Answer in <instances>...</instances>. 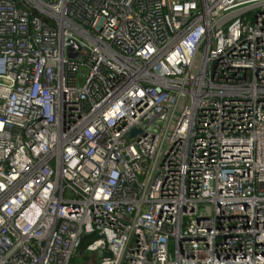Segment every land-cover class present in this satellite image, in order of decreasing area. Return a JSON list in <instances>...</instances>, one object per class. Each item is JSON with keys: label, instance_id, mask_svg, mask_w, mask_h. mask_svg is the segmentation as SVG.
<instances>
[{"label": "built area", "instance_id": "built-area-1", "mask_svg": "<svg viewBox=\"0 0 264 264\" xmlns=\"http://www.w3.org/2000/svg\"><path fill=\"white\" fill-rule=\"evenodd\" d=\"M92 260L264 264V0H0V264Z\"/></svg>", "mask_w": 264, "mask_h": 264}, {"label": "water", "instance_id": "water-1", "mask_svg": "<svg viewBox=\"0 0 264 264\" xmlns=\"http://www.w3.org/2000/svg\"><path fill=\"white\" fill-rule=\"evenodd\" d=\"M142 134V131L138 130V129H133L132 131L129 132V137L131 139H134L137 135ZM109 256V255H107Z\"/></svg>", "mask_w": 264, "mask_h": 264}, {"label": "rangeland", "instance_id": "rangeland-1", "mask_svg": "<svg viewBox=\"0 0 264 264\" xmlns=\"http://www.w3.org/2000/svg\"><path fill=\"white\" fill-rule=\"evenodd\" d=\"M89 264H94V260H92V261H89Z\"/></svg>", "mask_w": 264, "mask_h": 264}]
</instances>
